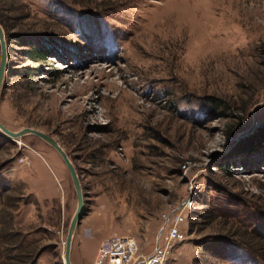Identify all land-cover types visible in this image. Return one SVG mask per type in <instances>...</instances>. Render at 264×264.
Here are the masks:
<instances>
[{"label": "rangeland", "instance_id": "1", "mask_svg": "<svg viewBox=\"0 0 264 264\" xmlns=\"http://www.w3.org/2000/svg\"><path fill=\"white\" fill-rule=\"evenodd\" d=\"M0 24V122L82 185L73 264L115 234L150 255L176 214L164 264H264V0H0ZM76 204L55 149L0 132V264H63Z\"/></svg>", "mask_w": 264, "mask_h": 264}, {"label": "built area", "instance_id": "2", "mask_svg": "<svg viewBox=\"0 0 264 264\" xmlns=\"http://www.w3.org/2000/svg\"><path fill=\"white\" fill-rule=\"evenodd\" d=\"M164 219L167 239L163 245L158 242L152 254H140L134 237L115 234L100 242L94 264H164L170 246L169 240L182 238L179 225L183 221V215L176 214L172 218L164 216Z\"/></svg>", "mask_w": 264, "mask_h": 264}, {"label": "water", "instance_id": "3", "mask_svg": "<svg viewBox=\"0 0 264 264\" xmlns=\"http://www.w3.org/2000/svg\"><path fill=\"white\" fill-rule=\"evenodd\" d=\"M7 61H8V50H7V43L5 39V32L3 27L0 24V90L3 85V81L5 78V72H6V66H7ZM0 132L12 139L15 140L17 138H20L24 135L27 134H33L40 139L44 140L46 143H48L55 151L60 155L63 163L65 164L72 183L73 187L75 189L76 193V209L72 215V218L70 220L66 238L64 241V252H63V264H73L71 262V245H72V240L74 236L75 229L77 225L80 222V219L82 217V214L84 212V195H83V189L82 185L78 176V173L75 169V166L73 165L72 161L70 160L69 156L67 155L66 151L63 149V147L58 143L56 139H54L52 136L49 134L38 130L36 128L32 127H23L17 130H11L7 128L3 123L0 122Z\"/></svg>", "mask_w": 264, "mask_h": 264}, {"label": "trees", "instance_id": "4", "mask_svg": "<svg viewBox=\"0 0 264 264\" xmlns=\"http://www.w3.org/2000/svg\"><path fill=\"white\" fill-rule=\"evenodd\" d=\"M50 53L49 49L44 46V44H36L31 49H28L27 54L35 60H44L46 56ZM216 105L212 106L215 109ZM259 140H264V124L259 127V130H256L253 135L245 140V144L251 146L253 142Z\"/></svg>", "mask_w": 264, "mask_h": 264}]
</instances>
